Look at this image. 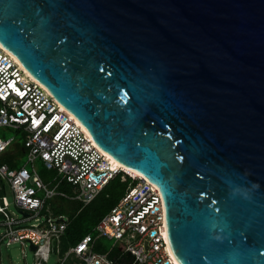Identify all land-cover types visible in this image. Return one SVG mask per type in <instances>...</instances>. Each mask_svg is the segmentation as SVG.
Returning a JSON list of instances; mask_svg holds the SVG:
<instances>
[{
	"label": "water",
	"instance_id": "1",
	"mask_svg": "<svg viewBox=\"0 0 264 264\" xmlns=\"http://www.w3.org/2000/svg\"><path fill=\"white\" fill-rule=\"evenodd\" d=\"M0 45L159 189L178 264H264V0H0Z\"/></svg>",
	"mask_w": 264,
	"mask_h": 264
},
{
	"label": "built area",
	"instance_id": "2",
	"mask_svg": "<svg viewBox=\"0 0 264 264\" xmlns=\"http://www.w3.org/2000/svg\"><path fill=\"white\" fill-rule=\"evenodd\" d=\"M0 127L25 133L27 157L19 168L2 163L1 157L8 154L15 138H0V177L11 188L16 210L9 211L5 193H0V241L34 246L35 264L53 254V242L56 264H176L163 232L166 229L159 189L144 176L113 167L91 135L78 127L70 113L1 45ZM36 159L53 173L49 182L33 169ZM117 176L129 179L128 186L95 225L96 235L88 233L65 252L59 251L69 217L54 214L48 202L58 198L86 206ZM64 180L69 185L66 191L59 189ZM103 237L115 244L105 252L95 251L97 238Z\"/></svg>",
	"mask_w": 264,
	"mask_h": 264
},
{
	"label": "trees",
	"instance_id": "3",
	"mask_svg": "<svg viewBox=\"0 0 264 264\" xmlns=\"http://www.w3.org/2000/svg\"><path fill=\"white\" fill-rule=\"evenodd\" d=\"M14 132L17 134L18 145L23 148L25 133L20 129L14 130ZM7 162L10 168L18 167L17 163ZM128 183L129 179L122 180L120 176H117L86 206H82L79 202L65 199H55L48 203L54 214L67 215L69 217L68 226L59 243L61 252H65L70 245L78 242L84 235L92 233L99 220L124 195ZM68 188V183L65 180L61 181L59 189L66 191ZM112 255L111 253L109 256L112 257Z\"/></svg>",
	"mask_w": 264,
	"mask_h": 264
},
{
	"label": "rangeland",
	"instance_id": "4",
	"mask_svg": "<svg viewBox=\"0 0 264 264\" xmlns=\"http://www.w3.org/2000/svg\"><path fill=\"white\" fill-rule=\"evenodd\" d=\"M0 138L2 140H7L10 138H15V141L10 146V149H14L16 145H18V139L17 134L8 128L0 127ZM3 161V159H1ZM27 161V157L25 153L19 152L15 155V162L18 165H24ZM27 168L32 172V165L28 164ZM33 169L35 172L42 177H46L48 175V171L43 167L41 161L39 159H36L33 163ZM5 197L6 201L9 203L8 209L11 212H16L14 206H13V194L11 191V188L8 184H6L5 187ZM28 225V224H26ZM3 230L0 228V233ZM93 235H96V232L92 231ZM100 242L105 248H110L115 244L113 240H108L106 238H101ZM36 257L34 256L33 251L29 249V244L24 242V244L20 242L12 243L10 245H6V240L3 239L0 241V263L1 264H35ZM41 264H56L57 257L54 254H49L47 259L42 262Z\"/></svg>",
	"mask_w": 264,
	"mask_h": 264
},
{
	"label": "crops",
	"instance_id": "5",
	"mask_svg": "<svg viewBox=\"0 0 264 264\" xmlns=\"http://www.w3.org/2000/svg\"><path fill=\"white\" fill-rule=\"evenodd\" d=\"M19 152H23L25 153V149L24 147L22 148L21 146L19 145H16L14 147V149H10L8 150V154L4 155L1 157V159H3V161H1L2 163H5L8 165V162L7 161H10L12 163H16L15 162V155L16 153H19ZM6 160V161H5ZM9 166V165H8ZM21 165H18V167H15V168H19ZM49 172V171H48ZM45 182H49L52 177H53V173L52 172H49L48 175L46 177H42L40 176ZM5 183V181H4ZM69 186V185H68ZM5 187H6V183H5V186L4 188L2 187V185L0 184V193L1 194H4L5 193ZM69 189V188H68ZM55 199H58V198H55ZM55 199H52V200H55ZM50 200V201H52ZM49 201V202H50ZM48 202V203H49ZM50 208V207H49ZM100 239L101 238H97L96 242H95V246H94V250L95 251H98V252H105L107 251L109 248H105L102 243L100 242ZM59 251H60V245H59ZM53 254L57 257V255L55 254V252H53ZM58 258V257H57Z\"/></svg>",
	"mask_w": 264,
	"mask_h": 264
},
{
	"label": "bare ground",
	"instance_id": "6",
	"mask_svg": "<svg viewBox=\"0 0 264 264\" xmlns=\"http://www.w3.org/2000/svg\"><path fill=\"white\" fill-rule=\"evenodd\" d=\"M12 57L18 62V60L12 55ZM19 63V65L23 68V70H24V72L26 73V74H28L30 77H32L33 79H35L21 64H20V62H18ZM36 80V79H35ZM64 109V108H63ZM69 113V112H68ZM70 116L71 117H73L74 118V120H75V122H76V124H77V126L78 127H80L84 132H86V133H88V131L86 130V128L72 115V114H70ZM94 141V140H93ZM95 142V141H94ZM96 144V146L100 149V151L101 152H103L106 156H107V158H109V160H110V162H111V165L113 166V167H117V166H119V167H122L124 170H126V171H128V172H133V173H135V174H137V175H141V176H143L142 174H140L139 172H137L136 170H134V169H132V168H129V167H127V166H125V165H123V164H121L120 162H118V161H116V160H114L113 158H111L109 155H107L98 145H97V143H95ZM164 232V236L166 237V231L164 230L163 231ZM174 260H175V262H176V264H178V262L176 261V259L174 258Z\"/></svg>",
	"mask_w": 264,
	"mask_h": 264
}]
</instances>
